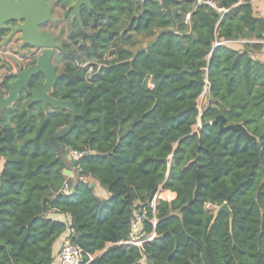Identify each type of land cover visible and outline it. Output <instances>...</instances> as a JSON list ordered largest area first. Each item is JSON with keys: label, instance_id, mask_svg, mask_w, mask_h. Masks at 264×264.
Wrapping results in <instances>:
<instances>
[{"label": "trees", "instance_id": "16d2710c", "mask_svg": "<svg viewBox=\"0 0 264 264\" xmlns=\"http://www.w3.org/2000/svg\"><path fill=\"white\" fill-rule=\"evenodd\" d=\"M170 7L172 15L162 0H93V9L82 8L83 26L70 22L53 95L77 109L60 143L91 150L80 159L86 176H67L48 141L70 123V109H44L23 91L2 111L0 264H52L68 226L93 256L88 264H264V62L253 55L262 46L225 43L263 39L264 17L252 0H170ZM206 89L210 103L201 111ZM221 114L256 139L222 129L214 123ZM160 187L175 197L158 200L154 213ZM225 202L232 218L206 209ZM145 208L157 221L146 219L144 229L156 236L129 245L132 219Z\"/></svg>", "mask_w": 264, "mask_h": 264}, {"label": "water", "instance_id": "95a60500", "mask_svg": "<svg viewBox=\"0 0 264 264\" xmlns=\"http://www.w3.org/2000/svg\"><path fill=\"white\" fill-rule=\"evenodd\" d=\"M162 3L164 8L172 15L170 0H162ZM83 6L93 9V0H73L70 5V8L74 9L73 17L81 26H83L81 13ZM14 21H18L17 26L10 24V22ZM48 21H58V18L53 14V7L49 0H0V31H11L3 37L0 42V49L5 48L16 33H20L19 37L22 40L20 47L33 45L42 49L36 62L26 69L20 68L17 72H14L12 71V66L8 65L10 70L8 77L11 80L8 84V92L0 91V115L5 108L11 107L20 99V95L24 90L30 91L32 101L41 103L44 109L47 107L70 109L72 112L70 123L59 127L49 137L48 141L52 149L63 160L65 164L64 173L67 176L72 178L80 177L82 174L86 176V173L76 168L80 166V160L73 159L69 149L60 143V140L67 136L75 127L77 109L71 100L53 95L54 88L62 74L58 72L57 67L52 62V58L56 51L62 50V47L56 42V37L52 32L44 31L40 28L43 23ZM154 42H147L144 46H150ZM39 74H43L44 81L31 88L33 79ZM214 123H219L222 129L232 128L240 130L250 139H256V136L251 134L242 123L226 124L223 114L218 115L214 119ZM92 186L95 187V184H92ZM223 211L229 213L232 218V210L227 202L217 207L214 212V218Z\"/></svg>", "mask_w": 264, "mask_h": 264}, {"label": "built area", "instance_id": "2783aa9c", "mask_svg": "<svg viewBox=\"0 0 264 264\" xmlns=\"http://www.w3.org/2000/svg\"><path fill=\"white\" fill-rule=\"evenodd\" d=\"M189 18H190V13H187L186 20H189ZM82 66H89V65L88 63H84L82 64ZM92 71H93V68L89 66L88 72L90 73ZM87 152H91V150L78 151L74 149H69V153L71 157L77 160H80ZM76 168L81 170L80 166ZM63 190L67 194L71 192L72 189L68 182L65 184ZM155 197L152 203L150 204V207L153 209L154 213H155V207L157 204L155 202ZM146 219H149V221L153 223L154 225L156 224V221H157L156 217L153 216L149 218L148 211L146 208L143 209V211H139L135 213V216L132 219L130 235H129L128 240L125 241V243L129 245H136L138 247H143L144 244L154 239V237L156 236L155 231L147 232L144 229V222ZM67 221L68 222L70 221L69 216H68ZM73 235H74V229L68 226L67 231L65 232L63 237H61V239L58 242V250H57V253L55 254V258L52 264H88L89 260L86 259V255L89 256V258H93L91 254L89 253L86 254V252L83 250V248L79 244L73 242L72 240Z\"/></svg>", "mask_w": 264, "mask_h": 264}, {"label": "flooded vegetation", "instance_id": "af4514ba", "mask_svg": "<svg viewBox=\"0 0 264 264\" xmlns=\"http://www.w3.org/2000/svg\"><path fill=\"white\" fill-rule=\"evenodd\" d=\"M52 1L54 2L53 4L49 0V2L52 4V7H53V14H54V12H55L54 10L56 8H60L61 11L63 12L64 18L67 17L66 13L68 12L69 13L68 16L71 13L70 21L73 22V20H76L73 17L74 9L70 8V5L73 3V0H52ZM83 7H86V6H83ZM56 18H58L57 22H51V21L45 22L40 26V28L44 31H49V32H52L54 34V31H53L54 27H50L49 23H53L54 26L59 24L62 19H61V17L60 18L56 17ZM10 24L13 26H17L18 21L10 22ZM10 32H11L10 30H1L0 31V42L3 40V37L5 35H8ZM19 34L20 33H16L8 43V45L13 44V48L10 49V54H12L13 56H15L17 58L16 69H15V64L13 62H11L8 58H6V60H4L5 58L0 55V62H1L0 71L5 69V73H3L2 77L0 78V81H1L0 84L1 83L2 84H5V83L9 84V81L11 80V78L8 77V74L10 72V70L8 69V65L12 66V71H14V72H17L20 68L26 69L36 62L38 55L42 51V49L37 48L33 45H25L24 47H20L22 40L20 39ZM55 37H56V42L62 47V44L59 43L56 35H55ZM8 47H10V46H8ZM2 49L4 50V48H2ZM2 49H0V50H2ZM61 51L62 50H58V51H56V53H58V52L61 53ZM56 53L54 54V56L56 55ZM54 56L52 58L53 63H54ZM7 61H9L10 63L9 62L7 63ZM57 70H58V68H57ZM58 72L61 73L60 71H58ZM43 81H44L43 74H39L36 78L33 79L32 84H31V88L35 87L36 85L41 84ZM24 92H30V91L24 90Z\"/></svg>", "mask_w": 264, "mask_h": 264}, {"label": "rangeland", "instance_id": "374dc122", "mask_svg": "<svg viewBox=\"0 0 264 264\" xmlns=\"http://www.w3.org/2000/svg\"><path fill=\"white\" fill-rule=\"evenodd\" d=\"M50 2L52 4L54 3L52 0H50ZM54 11H55L54 12V16L59 17V18L61 17L62 20L60 21L59 24H57L55 26L53 25V23H49V25H50V27H54L53 28L54 34L57 36L59 43L62 44L63 41L65 39H67L68 34H69V31H70V28H71V26H70L71 25V23H70L71 22L70 21V19H71V13H70L69 16H67L66 18H64L63 17V12L61 11L60 8H56ZM140 40L143 43V41L147 40V38L140 36ZM8 46H10V47H8ZM8 48H9V53L6 52ZM12 48H13V44L7 45V47H5L4 50L1 48L2 50H0V55L5 58L4 60H6V58H8L11 62H13L15 64V69H16V60H17V58L15 56H13L12 54H10V49H12ZM62 56L63 55H61L59 52L56 53V55L54 56V64L57 66L58 71H60V72L62 71L63 64H64L63 57ZM8 62L9 61H7V63ZM0 64H1V62H0ZM0 67H1V65H0ZM3 73H5V69H3V70L0 71V78L2 77ZM205 91L200 96V98L198 100V102H199V108H200L201 111L203 110V108L206 105H208L210 103L209 92L208 91L205 92ZM200 124H201V121H199L198 124L195 126V129H194L195 131L198 129V127L200 126ZM174 197H175V193L173 191L168 190V189H165L163 187H160L159 191L156 194L155 202L157 203V201L160 200V199L171 200ZM217 207H218V205L208 204L207 207H206V209H207L208 212L213 213V212H215V210L217 209Z\"/></svg>", "mask_w": 264, "mask_h": 264}, {"label": "crops", "instance_id": "0c3cea01", "mask_svg": "<svg viewBox=\"0 0 264 264\" xmlns=\"http://www.w3.org/2000/svg\"><path fill=\"white\" fill-rule=\"evenodd\" d=\"M252 1H253V5H254V9H255L256 15L257 16H261V17H264V0H252ZM225 43L228 44L231 47L236 48V49H244L245 46H246V44H259L262 47L259 50H255L254 53H253V55L257 59H259L262 62H264V38L263 39H259V40H256V39L227 40V41H225ZM6 52H9V48L7 49ZM207 91L208 90L206 89L205 92H207ZM3 163H4V160L0 157V172H1V169H2V166H3ZM87 179L88 180H91L92 181V184H95V188L97 189V193L100 196H102V197H107L108 196L107 190L104 189L103 187H101L98 184V182H96L94 180V178L88 177ZM50 215L53 218L61 219V220H64V221H67V219H68V216L67 215L61 214V213H57L55 211H52L50 213ZM60 239H61V236H60V238L57 240V242L55 244L54 254L57 253V250H58V242H59Z\"/></svg>", "mask_w": 264, "mask_h": 264}]
</instances>
